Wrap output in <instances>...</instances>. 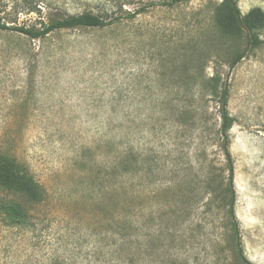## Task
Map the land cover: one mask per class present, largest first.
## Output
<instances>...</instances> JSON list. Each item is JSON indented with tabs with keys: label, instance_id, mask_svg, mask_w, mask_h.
<instances>
[{
	"label": "rangeland",
	"instance_id": "374dc122",
	"mask_svg": "<svg viewBox=\"0 0 264 264\" xmlns=\"http://www.w3.org/2000/svg\"><path fill=\"white\" fill-rule=\"evenodd\" d=\"M224 1L0 0L8 27L108 23L39 39L0 29V152L45 193L33 226L0 216V264H264V26L246 53V34L218 26ZM233 2L264 13V0ZM128 145L134 178L115 183L104 165Z\"/></svg>",
	"mask_w": 264,
	"mask_h": 264
},
{
	"label": "trees",
	"instance_id": "16d2710c",
	"mask_svg": "<svg viewBox=\"0 0 264 264\" xmlns=\"http://www.w3.org/2000/svg\"><path fill=\"white\" fill-rule=\"evenodd\" d=\"M181 1L185 0H172L169 6L173 7ZM145 11H147L146 6L129 13L128 18L134 19ZM216 17L218 26L224 35L246 34L243 29V27H246L251 36L250 46L255 49L260 45V39L253 34L254 30L264 26V13L260 9H254L247 16L242 17L233 0H225L217 9ZM107 25L108 23L103 18L92 13L53 20L50 24H44L41 29L8 27L0 21V29L17 31L31 39L43 38L51 32L59 30L104 28ZM245 52L235 54L232 60L233 65L244 57ZM209 85L210 95L220 99L221 102L222 125L220 135L223 140L222 148L228 161L230 182H232L233 166L229 152L228 132L232 128L233 119L227 110L229 91L225 87L226 84L223 87V81L219 74L209 79ZM134 154V150L130 145L121 147L118 154H114L115 160L104 165L105 177L113 178L115 183H125L128 179L131 181L134 178L137 163ZM44 198L43 189L28 168L17 162L16 159L0 152V216L2 221L13 227L31 226L33 215L30 210L36 205H40ZM230 213L233 215V210H230Z\"/></svg>",
	"mask_w": 264,
	"mask_h": 264
},
{
	"label": "water",
	"instance_id": "95a60500",
	"mask_svg": "<svg viewBox=\"0 0 264 264\" xmlns=\"http://www.w3.org/2000/svg\"><path fill=\"white\" fill-rule=\"evenodd\" d=\"M243 29L247 35V51H248L250 48V43H251V36H250L249 31L246 27H243ZM247 51H246V53H247Z\"/></svg>",
	"mask_w": 264,
	"mask_h": 264
}]
</instances>
